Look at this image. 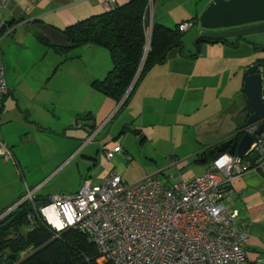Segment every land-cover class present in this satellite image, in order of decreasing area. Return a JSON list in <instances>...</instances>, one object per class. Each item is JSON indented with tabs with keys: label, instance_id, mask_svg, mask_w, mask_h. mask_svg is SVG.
I'll list each match as a JSON object with an SVG mask.
<instances>
[{
	"label": "crops",
	"instance_id": "obj_1",
	"mask_svg": "<svg viewBox=\"0 0 264 264\" xmlns=\"http://www.w3.org/2000/svg\"><path fill=\"white\" fill-rule=\"evenodd\" d=\"M211 1L158 0L153 15L157 23L170 28L185 21H193L194 25L184 31L183 47L171 49L164 61L154 64L121 109L118 106L123 99L117 101L94 85L113 67L108 49L84 45L59 53L41 42L49 49L46 53L53 51L56 59L31 103L24 105L18 98L15 104L5 106L8 95L15 94L17 87L6 78L9 94L0 114V141L11 149L17 163L0 155L1 213L26 194L25 186L37 188L35 200L39 204L59 194L57 189L48 188L46 178L38 180L35 174L42 171L51 177L81 154L89 174L81 175L75 191L60 193L77 192L87 177L100 182L117 168L123 174L130 165L127 162L132 160L131 152L138 148L153 159L158 155L170 158L161 166L155 161L154 173L148 174L169 183L210 169L218 152L213 157L208 155L204 162L198 156L236 136L246 123L252 108L243 91L245 71L257 57H264V41L258 37L246 36L239 41L231 37L225 42L203 38L198 42L200 15ZM103 12L104 0H7L0 19L13 22L5 30H11L8 34L33 35L40 41L34 24L64 30ZM150 23L153 21L149 16V26ZM32 30H36L35 34ZM109 125L110 130L100 136ZM92 134L94 139L87 142L84 138ZM117 144L122 145V152L108 165H100L98 160L104 157L105 149ZM60 150L72 158L68 164L60 162ZM225 188L224 203L238 210L236 224L250 236L246 248L248 264H264V159Z\"/></svg>",
	"mask_w": 264,
	"mask_h": 264
},
{
	"label": "built area",
	"instance_id": "obj_2",
	"mask_svg": "<svg viewBox=\"0 0 264 264\" xmlns=\"http://www.w3.org/2000/svg\"><path fill=\"white\" fill-rule=\"evenodd\" d=\"M157 3L148 0L151 22ZM6 5L7 0H0V14ZM117 6V0H104L105 11ZM5 25L0 19V28ZM193 25V21H185L179 29L186 31ZM131 90L130 86L118 109ZM8 94L0 56V114ZM260 125L261 121L255 122L242 130L254 136L245 158L223 152L204 174L172 183L148 176L129 184L112 171L100 182L86 178L77 192L52 195L38 208L37 188H28L22 198L0 213V222L28 202L56 233L76 228L87 234L98 249V264H248L249 233L237 226L238 210L229 208L223 199L226 184L264 159V132L257 134ZM122 150L120 144L105 149L107 159L112 160ZM254 151L260 154L255 163L250 160ZM0 155L17 163L2 141ZM26 217L32 223L34 212L28 210Z\"/></svg>",
	"mask_w": 264,
	"mask_h": 264
},
{
	"label": "trees",
	"instance_id": "obj_3",
	"mask_svg": "<svg viewBox=\"0 0 264 264\" xmlns=\"http://www.w3.org/2000/svg\"><path fill=\"white\" fill-rule=\"evenodd\" d=\"M147 6L148 0H130L110 11L70 25L61 30L67 39V45L52 42L38 29L36 35L40 42L59 53H66L70 48L84 45H97L108 49L113 67L103 80H97L94 85L117 101L125 97L144 63L135 85L120 106L121 109L143 75L154 64L164 61L171 49L183 47L184 31L179 29L180 24L170 28L153 20L150 48L146 54L149 40ZM12 23L6 22L0 28V37ZM242 38H237V41ZM203 40L200 37L198 42ZM227 40L209 38L206 41ZM221 153H216L215 157ZM23 206L34 212L33 222L25 216L7 228H0V264H98V249L87 234L76 228L56 233L44 223L37 209L31 204L26 202ZM10 216L2 220L0 225Z\"/></svg>",
	"mask_w": 264,
	"mask_h": 264
},
{
	"label": "water",
	"instance_id": "obj_4",
	"mask_svg": "<svg viewBox=\"0 0 264 264\" xmlns=\"http://www.w3.org/2000/svg\"><path fill=\"white\" fill-rule=\"evenodd\" d=\"M200 24L202 29L199 34L204 39L242 38L252 34L264 33V0H212L200 15ZM33 26L39 29L52 42L62 45L68 44L61 30L42 24H34ZM151 33L152 25L148 34L149 40L146 46V54L150 48ZM263 50L264 48L261 52ZM140 70L131 84L132 88L137 81ZM243 91L252 108L248 120L243 124L236 136L219 142L212 148L202 152L198 156L200 161L204 162L207 160L208 155L213 157L216 152H224L226 150L231 154L245 158L254 142V136L249 133H243V128L249 124L261 121L257 134L264 132V57H257L246 69ZM259 157V152L254 151L250 155V160L255 163ZM27 213V206L20 207L0 225V228H7L25 217ZM12 257L15 258L14 256Z\"/></svg>",
	"mask_w": 264,
	"mask_h": 264
},
{
	"label": "rangeland",
	"instance_id": "obj_5",
	"mask_svg": "<svg viewBox=\"0 0 264 264\" xmlns=\"http://www.w3.org/2000/svg\"><path fill=\"white\" fill-rule=\"evenodd\" d=\"M151 19V18H150ZM198 27V25H197ZM194 27V29H197ZM151 30V23L148 27V32ZM35 34L36 30H32ZM21 33L8 34L7 31L0 37V56L3 60L6 72V78L11 83L15 84L16 92L15 94H9L7 100L5 101V106L8 104L16 102V99H21L24 105L31 103L32 97L37 95L38 87H41L44 84L46 72L52 71L55 65V54L51 51L47 52V47L42 45L33 35L26 37L25 35H20ZM22 38V40H16L17 38ZM248 37L260 38L264 41V33L261 34H252ZM49 54V55H48ZM48 55V56H47ZM110 130V125L101 133L100 136H104ZM116 131L113 130V135ZM113 137V136H112ZM88 139V138H84ZM82 143V142H81ZM66 149V148H65ZM138 151L131 152L132 160L127 162L129 165L127 171L121 172L119 168L117 170H112L115 172L124 175V179L129 184H133L144 178L148 174L154 173V168L156 162L161 166L164 162H169L170 158L167 156H155L152 158V155L147 151L140 152L141 149H136ZM67 154L69 152L66 151ZM84 155H87V151L84 152ZM104 157H99V164L101 163L108 165V160L105 152H103ZM60 162H66L68 164L72 158H68L66 153L60 150ZM183 159V158H179ZM85 158L82 157V154L78 158L74 156V162L69 166L62 167L59 172H56L53 176L48 177V173L38 171L35 175L38 180L46 178L48 181V188L57 189L60 193L62 190H73L75 191L80 186L81 175L89 174V167L86 164ZM104 160V162H103ZM156 161V162H155ZM13 162V161H11ZM106 162V163H105ZM132 163V166H131ZM165 164V163H164ZM111 171V172H112ZM163 176L162 174H159ZM88 178V177H87ZM175 179H172L174 182ZM177 182V181H175ZM24 185V180L22 181ZM36 184L33 185L35 187ZM24 189V188H23ZM34 189V188H32ZM26 193L28 189L25 186ZM67 193V192H66ZM69 193V192H68ZM41 204H39L40 206ZM9 206H7L8 208ZM6 208V209H7ZM5 210V209H4ZM3 210V211H4ZM1 213V212H0Z\"/></svg>",
	"mask_w": 264,
	"mask_h": 264
}]
</instances>
